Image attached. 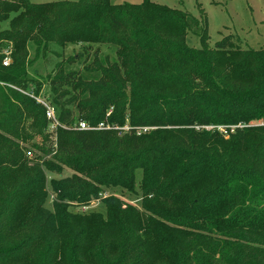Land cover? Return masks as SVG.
<instances>
[{"label": "trees", "instance_id": "1", "mask_svg": "<svg viewBox=\"0 0 264 264\" xmlns=\"http://www.w3.org/2000/svg\"><path fill=\"white\" fill-rule=\"evenodd\" d=\"M191 28L200 31V49L185 44ZM5 40L14 47L9 67L0 53V81L36 96L43 85L26 77L29 42L115 46L116 61L106 66L95 55L75 70L80 57L72 58L50 80L48 100L64 126L121 129L58 128L54 162L29 167L21 144L39 129L29 111L46 130V110L0 86V111L12 104L9 95L15 100L13 112H0V264H264V49L243 52L232 36L210 49L207 19L151 0H0V52ZM238 125L247 127L231 132ZM64 168L75 174L64 178ZM117 188L141 192L143 212L101 198ZM50 196L58 222L45 207ZM94 200L105 218L69 211Z\"/></svg>", "mask_w": 264, "mask_h": 264}, {"label": "rangeland", "instance_id": "2", "mask_svg": "<svg viewBox=\"0 0 264 264\" xmlns=\"http://www.w3.org/2000/svg\"><path fill=\"white\" fill-rule=\"evenodd\" d=\"M30 1L34 4H45L59 1L77 2L78 0ZM151 2L168 8L182 10L194 18L201 20V22H204V19H207L209 41L206 44L210 47V49H213L216 43L220 42L227 36L237 37L239 43H236L235 46L241 48V51L243 52L248 49H264V0H151ZM110 3L115 6L123 4L138 5L142 3V0H110ZM101 25H105V27L107 26L105 21H103ZM1 28L2 30L8 29V21L3 23ZM188 30L185 43L186 46L191 49H200L201 44L200 38L198 37L200 31H196L194 28ZM5 41V45H8L5 48L9 47L13 51V42L9 40ZM26 49V77L42 83L43 91L40 92V95L43 98H48L51 94L50 80L55 77L61 78L65 74V72H63L65 70L63 69L71 62L72 58L79 59L80 57L77 61L78 63H74L72 66L75 70L84 67L85 63H91L92 60L97 62L94 57L95 55H97L98 63H102L101 65L104 66H106L107 62L111 64L116 61V47L109 44H67L60 46L57 42H53L49 43L47 48H44L43 46L37 48L33 42H29ZM232 56L233 55H230L229 57ZM152 80L153 78L149 81ZM5 93L9 95V92ZM22 94L24 95V93ZM9 96L12 104L6 105L3 109H1V113L9 114L13 112L12 106L14 105L15 100L11 97V95ZM5 101H7V99H5ZM3 104L4 102L0 103V105ZM22 110L26 112V107L22 106ZM29 114L36 119L39 124V129L35 131V137H33V140L26 144L22 143L21 147L26 154L29 167L36 164L41 167L45 161L54 162V158L58 153L57 136L51 135L49 128L45 130L40 127L41 120L36 109L31 108ZM75 115L78 116V113ZM0 122H2V120H0ZM260 122H264V120H260L259 123ZM252 123L255 122H251V125ZM27 125H29V123H27ZM47 135H50V137H48V141L46 142ZM46 148L52 149V152L48 155H45L44 153V150H47ZM42 169L46 171L45 167H42ZM73 174H75L73 170L68 168L63 169L64 178L71 177ZM50 178L51 177L48 176V179ZM53 178L58 179L59 176H53ZM140 179L141 173L139 172L137 173V181ZM108 196L119 197L123 201V209L128 206H133L140 210V212H143V197L141 192H139L138 196H131L127 192L118 188L110 189L106 190L101 198H107ZM45 207L55 215L58 222L59 218L57 217L58 213L55 207L54 196H50ZM69 211L80 215L100 213L103 214L104 218L106 217L105 205L100 200L92 201L89 206H80L77 205V203L71 204ZM166 225L169 229H174L171 224L166 223ZM30 235L31 234L29 233L27 234V236ZM58 238L59 241L62 239L59 233ZM151 246H153L151 254L152 260H159L161 255L158 252V248L153 239L149 242V247ZM45 251L46 247L44 245L40 246L39 252L44 254ZM43 256L44 255L41 257ZM145 257L148 258L150 256L147 255ZM161 263L162 262H159L157 264ZM193 264L199 263L197 261H193Z\"/></svg>", "mask_w": 264, "mask_h": 264}, {"label": "built area", "instance_id": "3", "mask_svg": "<svg viewBox=\"0 0 264 264\" xmlns=\"http://www.w3.org/2000/svg\"><path fill=\"white\" fill-rule=\"evenodd\" d=\"M0 53H1L2 56H4L3 60H2V66L3 67H9L11 65V63H12V50H11V48H9V47L8 48H4ZM0 86H2V87H10L12 89L18 90V91L24 93L25 95L33 98L34 100L37 101V103L42 105L45 108V110H46V117H47V120L49 121V127L48 128H49L50 134L53 135V136H57V129L58 128H63V129H67V130L73 129V130H78V131L120 130L121 129L119 127L110 126L109 124H105V123H100V124H98L95 127H91L86 122H79L78 124H75L72 127L64 126L57 120L56 110H55L54 106L49 102L48 98H43L41 95L36 96L33 91L32 92H25V91L23 92V90H20V89L16 88L15 86L6 84V83H4L2 81H0ZM255 125H257V124H255ZM258 125L263 126L264 122H260V123H258ZM244 127H247V126L238 125V126L231 127L230 129H231V132H233L237 128L241 129V128H244ZM213 128L214 127H208L206 129L209 130V129H213ZM218 129L221 132H225L224 131L225 128H223V127H218ZM122 130L128 131L129 127L128 126L124 127V128H122ZM147 130H149V129L148 128L143 129V132H146Z\"/></svg>", "mask_w": 264, "mask_h": 264}]
</instances>
